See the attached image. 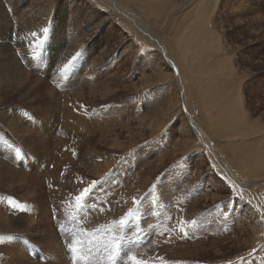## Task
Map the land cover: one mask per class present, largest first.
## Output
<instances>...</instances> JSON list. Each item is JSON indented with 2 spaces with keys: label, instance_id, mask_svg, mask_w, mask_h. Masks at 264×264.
Wrapping results in <instances>:
<instances>
[{
  "label": "rangeland",
  "instance_id": "obj_1",
  "mask_svg": "<svg viewBox=\"0 0 264 264\" xmlns=\"http://www.w3.org/2000/svg\"><path fill=\"white\" fill-rule=\"evenodd\" d=\"M43 1L3 0L0 264H264V0Z\"/></svg>",
  "mask_w": 264,
  "mask_h": 264
},
{
  "label": "bare ground",
  "instance_id": "obj_2",
  "mask_svg": "<svg viewBox=\"0 0 264 264\" xmlns=\"http://www.w3.org/2000/svg\"><path fill=\"white\" fill-rule=\"evenodd\" d=\"M19 0H17V2H18ZM41 1H43V0H41ZM45 1V2H44ZM43 2H44V6H47L48 8L47 9H44L45 11H44V14H46V15H48L49 14V16H51L52 15V11H53V9H55L56 7H53V5H54V2H56V1H54L53 2V0H44ZM102 0H99V1H96L97 3H99L100 4V2H101ZM105 1V0H104ZM106 1H108V0H106ZM35 2V1H34ZM51 2V3H50ZM109 2V8H110V10L112 11H115L114 9H116L118 12H119V14L120 13H124V11H123V9H121L120 7H119V4H120V2L118 1V0H109L108 1ZM8 3H9V0H8ZM7 4V3H6ZM35 4V3H34ZM42 5V4H41ZM65 5V4H64ZM5 7V5L3 4V0H0V21L2 20V21H7V19H6V17H5V14H4V10H3V8ZM11 8H12V5L10 6ZM35 8V7H34ZM40 8V7H39ZM43 8V7H42ZM60 8V7H59ZM63 8H64V6H63ZM62 8V9H63ZM3 11H2V10ZM37 9V8H36ZM58 9V8H57ZM15 10V9H14ZM37 11V10H36ZM42 11V10H41ZM28 12V11H27ZM35 12V11H34ZM62 12V11H61ZM100 12V11H99ZM28 15V14H27ZM32 15V14H31ZM34 15V14H33ZM119 16H121V15H119ZM118 15H117V18H120L121 19V17H119ZM45 17V16H44ZM73 18H75V17H73ZM115 18H116V16H115ZM123 18V17H122ZM47 19H49V18H47ZM72 19V18H71ZM104 19V18H103ZM33 20V19H32ZM40 21V20H39ZM41 21H43V20H41ZM45 21V20H44ZM60 21V20H59ZM101 22V21H100ZM44 23H46V22H44ZM4 24V23H3ZM2 24V22H1V24H0V30H3L2 28H5L6 26V29L5 30H10V28H9V24L8 25H5L6 24V22H5V24L3 25ZM22 23H20V25H21ZM25 24V23H24ZM41 24H42V27L44 26L43 25V23L41 22ZM72 24H73V22H72ZM17 25V24H16ZM90 25V24H89ZM46 26H48L47 25V23H46ZM35 27V26H34ZM39 27V26H38ZM19 28V27H18ZM22 28V27H21ZM25 28V27H24ZM23 28V29H24ZM88 28H90V27H88ZM45 29V28H44ZM93 29V28H92ZM45 31V30H44ZM66 31V30H65ZM80 31V30H79ZM90 31H91V29H90ZM43 32V31H42ZM63 32V31H62ZM37 33V32H36ZM135 34H137L136 32H134ZM19 34V33H18ZM40 34H41V32H40ZM42 35H44V32L42 33ZM86 35V34H85ZM22 36V35H21ZM40 37V36H39ZM56 37V36H55ZM54 37V38H55ZM139 37V36H138ZM10 39V38H9ZM15 39V38H14ZM21 39V38H20ZM26 39V38H25ZM24 39V40H25ZM77 39V38H76ZM6 40V39H5ZM23 39L20 41V45L21 46H25V45H28L29 44V42L30 41H32V40H29V41H24ZM67 40H68V38H67ZM59 41V40H58ZM80 41V40H79ZM68 42V41H67ZM71 43V42H70ZM72 43H74V42H72ZM76 43V42H75ZM78 43V42H77ZM157 43V42H156ZM171 43V42H170ZM11 44V43H10ZM68 44V43H67ZM55 45V44H54ZM71 45V44H70ZM53 46V45H52ZM73 46V49L71 50L70 48V50H69V52H72L73 54H74V52H73V50H74V48H79V47H77V46H75L74 44H72L71 45V47ZM157 46L158 47H160V49L161 50H163V52H165L166 51V48H168V46L166 45V43L165 44H160V43H157ZM81 48H82V46H81ZM12 49H9L8 47H6V46H4V47H2V46H0V74L1 75H11L12 74V76L14 75H16V77H20V76H23L24 77V75L22 74V73H20V72H18V70H19V67H20V65H19V63H18V58H16V56H14L13 55V51H11ZM83 52V51H82ZM181 52V51H180ZM82 56V55H81ZM81 56L79 57V58H81ZM31 59V58H30ZM65 60V59H64ZM21 69V68H20ZM182 80V82L184 81L183 79H181ZM22 81V80H21ZM24 84V83H23ZM179 84H181V83H179ZM182 85V84H181ZM23 86V85H22ZM195 93H196V91H193V90H189V89H187L186 90V95H187V100H188V104H189V108H190V111H191V113L195 116V117H197V119H198V122H199V124H200V126L202 127V129H204V128H206V127H208L207 125H206V122H205V120L204 119H202L201 117H200V114H199V112H198V110H197V108H196V105H195V103H198V102H196V101H194V99H195ZM202 96V95H201ZM200 97V96H199ZM185 98V97H184ZM201 105H203V104H201ZM188 107V106H187ZM11 122V121H10ZM14 124V123H13ZM10 127V126H9ZM12 127V126H11ZM209 128V127H208ZM210 128H212V127H210ZM12 130V129H11ZM215 130V129H214ZM26 131V130H25ZM216 131V130H215ZM219 132H220V130H218ZM212 134H214V133H212ZM217 134V133H216ZM220 134V133H219ZM218 134V135H219ZM215 135V134H214ZM255 185V184H254ZM22 224V222L21 221H18V223H17V225H15V226H11V227H9L10 229H13V230H16L17 229V226H20Z\"/></svg>",
  "mask_w": 264,
  "mask_h": 264
}]
</instances>
